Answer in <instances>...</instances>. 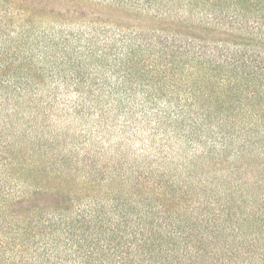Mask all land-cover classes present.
I'll use <instances>...</instances> for the list:
<instances>
[{
  "label": "trees",
  "instance_id": "obj_1",
  "mask_svg": "<svg viewBox=\"0 0 264 264\" xmlns=\"http://www.w3.org/2000/svg\"><path fill=\"white\" fill-rule=\"evenodd\" d=\"M0 264H264V0H0Z\"/></svg>",
  "mask_w": 264,
  "mask_h": 264
}]
</instances>
